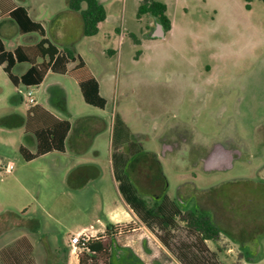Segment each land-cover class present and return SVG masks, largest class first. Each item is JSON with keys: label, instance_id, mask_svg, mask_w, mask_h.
Masks as SVG:
<instances>
[{"label": "rangeland", "instance_id": "obj_1", "mask_svg": "<svg viewBox=\"0 0 264 264\" xmlns=\"http://www.w3.org/2000/svg\"><path fill=\"white\" fill-rule=\"evenodd\" d=\"M141 2L113 0L99 35H81L73 44L96 75L109 80V89L103 83L107 108L76 100L77 83L65 77L62 82L73 86L72 112L57 115L88 137L99 135L101 124L80 117L110 121L119 114L133 140L157 154L169 199L184 206H194L196 196L209 189L247 180L238 188L229 185L228 197L203 195L201 205L233 235L222 232L205 245L221 264H264V2L253 0L247 7L245 0H172L174 31L157 40L147 37L149 16L138 17ZM153 20L152 28L161 24ZM104 47L115 55L102 56ZM0 76V83L8 81L1 69ZM47 83L34 93L36 106L57 100ZM5 88L0 117L18 113L23 119L13 127L0 122V264H109L111 253L115 264H187L186 251L200 243L182 218L171 229L153 222L149 228L126 203L125 217L109 222V213L122 206L109 139L120 134L116 150L128 154L124 133L117 131L115 138V123L95 148L87 146L93 148L85 160L93 177L85 188L73 189L68 178L80 160L62 153L31 162L23 158L22 146L35 151L27 136V91L20 98L11 85ZM79 231L112 250L71 257V240Z\"/></svg>", "mask_w": 264, "mask_h": 264}, {"label": "trees", "instance_id": "obj_2", "mask_svg": "<svg viewBox=\"0 0 264 264\" xmlns=\"http://www.w3.org/2000/svg\"><path fill=\"white\" fill-rule=\"evenodd\" d=\"M247 7L253 0H245ZM264 2V0H259ZM70 8L74 11L81 12L84 21V35L93 37L99 33V24L107 18L106 9L99 0H70ZM85 8L82 9V5ZM150 14L156 17L164 26L166 31L171 29V20L167 15V6L164 3L156 0H142L138 17ZM12 17L19 24L22 33L39 32L45 34L41 24L33 22L28 16L24 8H18L12 13ZM27 21V24L24 21ZM44 40L39 45L34 47H19L15 52H7L2 43H0V64L5 65V71L9 74L12 82L18 86L23 84L27 87L39 86L43 83L47 73L53 69L54 58L58 55V50L52 45L46 46ZM68 62H78L77 65L69 71V76L74 78L82 91L85 102L91 106L105 110L107 100L100 93V85L96 77L92 74L88 65L81 57L73 58L71 53H68ZM43 61L38 63V59ZM48 58V60H46ZM29 62L32 67L21 78L16 77L12 73V68L18 62ZM32 115V117H31ZM95 120L101 124L98 133H102L107 128V121L101 118H87L86 121ZM115 138L117 131H122L126 136L125 142L122 145L128 146V154L119 152L116 148H120L121 135L118 140H113V161L114 174L116 181L119 184V191L124 201L134 210L141 218L143 223L149 228L153 222L159 225L162 229H171L175 225L177 217L186 221L189 231L194 235L199 243L197 246H191L186 251L187 264H221L216 253H210L205 245L206 240L216 241L222 232L229 235L223 227L215 220L213 213L201 205L202 197L206 195H215L217 199L228 197L227 187L234 185L237 188L247 184V180H242L237 183H228L209 189V191L201 194V197L196 196L194 206H184L178 201H171L167 196L168 180L164 173L162 164L156 153L145 151L139 141H135L136 137L129 131L124 120L119 114L115 115ZM72 130V125L68 120H58L50 113L44 111L39 106L33 107L29 112V120L27 132L32 133L37 141V150L32 153L27 147L22 146L20 152L23 158L27 161H33L43 155L52 152H65V142ZM125 153V154H123ZM68 183L72 188H81L74 185L72 176L68 178ZM200 202V203H199ZM227 204V203H226ZM183 210L186 215L183 216ZM250 223H255L252 221ZM112 225L107 227V232H110ZM113 235V234H112ZM161 240H164L162 238ZM114 239H111V245L114 244ZM165 243V242H164ZM90 254L108 253L111 248H108L100 238L92 239L88 245ZM86 253V252H85ZM111 253V252H110ZM113 262L112 253L110 254Z\"/></svg>", "mask_w": 264, "mask_h": 264}, {"label": "crops", "instance_id": "obj_3", "mask_svg": "<svg viewBox=\"0 0 264 264\" xmlns=\"http://www.w3.org/2000/svg\"><path fill=\"white\" fill-rule=\"evenodd\" d=\"M58 1H61V0H0V43L3 44L7 52H15V50L18 49L19 47H34V46L39 45L44 40L47 42L46 46L52 45L58 50V55L54 58V61H53V69H51L47 73L43 83L35 87L34 86L27 87L23 84L16 86L10 79L9 74L6 73L4 69L5 65L0 64V69L7 75V78L9 81L8 82L4 80L3 84L0 83L2 84L0 87V91L4 92L6 89L5 86H7L8 84L9 86L11 85L13 87V92L16 95L20 96L21 98V94L23 90H26L27 93L29 90H34V92L39 91L41 87L45 85L47 81L50 79V82L47 83V86H49L48 89L50 92H56L57 100L54 106L50 105L49 102H48L49 104H47L46 106H41V105H37V106L41 107L42 109H44V111L53 115L58 120L64 121L68 119L60 115H57V113L65 114V113L72 112L70 109L72 93L69 87L72 85L71 84L69 86L65 85L62 82V79H64L65 77H69L70 79H73L77 83V87H78V88H75L72 86L73 87L72 92L74 95L73 97L78 101L79 100L85 101L78 82L74 78L69 76V71H71L77 65L78 62L77 61L68 62L69 61L68 55H67L68 53H71L73 55V58L81 57L84 60V62L90 68L92 74L96 77L100 85V93L104 98H105L104 90L105 88L109 86L110 82L109 80H107V78H104V77H103L104 79H102V77L100 79V77H98L96 73L94 72V70L92 69L91 65L83 57L82 53H80V50L78 49V47L73 45L80 39L81 35H84V21H83L81 12L74 11L73 9L70 8V3H69L70 0H62V4L63 3L64 4L62 5L61 3H59L61 5V8H57ZM99 1L106 9L107 18L104 21L106 22L110 16L108 12V8L106 6L107 5L111 6L113 3V0H99ZM156 1L166 4L167 15L171 20V29L169 31H166V29L164 28L163 38H166L169 34L173 33L174 31L173 20L170 16V12L172 8L171 6H169L172 0H156ZM140 4H138V10H139ZM18 8H24L27 11L28 16L33 22L41 24L44 29L45 34L42 35L39 32L22 33L20 30L19 24L12 17V13ZM84 8H85V5L83 4L82 9ZM146 16H149V19H148L149 23L146 26L147 30H149L147 37L150 40L163 39L161 37L160 38L154 37V34L157 31L158 25L155 23L156 25L154 26V28H152L151 25H152V22H154L153 19H157V18L151 16L150 14H147ZM24 23L27 24V21L25 20ZM102 23L99 24V33L101 30ZM99 33L95 35L94 37H97ZM121 34L123 35V33ZM71 48H74V50L72 51ZM110 48L111 47H104L102 56L107 57L109 54L115 55L116 52ZM94 50L95 49L93 48V51ZM46 60H48V58ZM42 61L43 59L41 58L38 59V63H41ZM105 66H106V63H104L103 65L104 70H105ZM31 67L32 65L29 62H25V61L18 62L12 68V73L16 77L21 78L23 75H25L30 70ZM5 81L7 82V84L5 83ZM103 83L104 85H106L105 88L103 87ZM107 105H108V102H107ZM35 106L30 105L29 110H31ZM88 117H93L94 119L95 118L106 119V118H103L104 116H101V115L82 116L80 117V119L82 118L86 119ZM20 118L23 119V116L18 113H12L10 115H5L3 117H0V122L6 127H13V126L19 125ZM80 119H79V122H80ZM68 121L72 125V130L65 142V147H66L65 152L56 151V152L43 155L39 158H42V157H45L47 155L54 154V153H62L64 155H70L71 157H74L75 159L80 160V164L76 165L73 168V170L70 172V175L72 176L74 185L77 187H81L79 189H83L86 187L87 182L90 180V178L93 177V172H94V168L87 166L86 165L87 162L85 160L86 158H88V156L91 155V153H93V148H95V145L97 144V139L103 133H98L99 135L94 134L93 136L92 134L91 135L88 134V137H87L86 136L87 134L83 135L84 132L82 130L78 131V124L74 125L70 120ZM106 121L108 122H107V128L104 131V133L109 131L112 128V124L114 123L113 119H110L109 121V117H108V120ZM93 123H98V122L93 120ZM20 124H22V121L20 122ZM27 136L29 139L32 138V141L30 140V142H32L33 146H35V151L34 152L31 151V152L35 153L37 150V141L32 133L27 132ZM87 146H92L93 148L90 149V147L87 148ZM108 150L110 152L111 162H112L114 149H113V141L111 138L109 139ZM73 189H77V188H73ZM124 205L126 206V202L122 198V206L117 207L115 210L109 213V218H108L109 222L117 223L118 221L117 218L125 217L126 215L125 213H127V210ZM71 257L73 256L71 255Z\"/></svg>", "mask_w": 264, "mask_h": 264}, {"label": "built area", "instance_id": "obj_4", "mask_svg": "<svg viewBox=\"0 0 264 264\" xmlns=\"http://www.w3.org/2000/svg\"><path fill=\"white\" fill-rule=\"evenodd\" d=\"M34 90H29L28 95V102L30 105H34L36 103L35 96H34ZM13 169V166H8L7 170L11 171ZM93 236L91 234H88L87 232H80L73 236L71 240V255L75 256L78 260L80 255L84 252L88 253V245L92 241Z\"/></svg>", "mask_w": 264, "mask_h": 264}, {"label": "water", "instance_id": "obj_5", "mask_svg": "<svg viewBox=\"0 0 264 264\" xmlns=\"http://www.w3.org/2000/svg\"><path fill=\"white\" fill-rule=\"evenodd\" d=\"M154 37L155 38H163L164 37V26L159 24L158 27H157V31L156 33L154 34ZM216 163V162H215ZM216 165V164H215Z\"/></svg>", "mask_w": 264, "mask_h": 264}, {"label": "flooded vegetation", "instance_id": "obj_6", "mask_svg": "<svg viewBox=\"0 0 264 264\" xmlns=\"http://www.w3.org/2000/svg\"><path fill=\"white\" fill-rule=\"evenodd\" d=\"M262 176H263V175H262ZM261 180H263V181H264V179H261ZM257 183H259V180H258V182H257ZM259 184H260V183H259ZM207 241H210V240H206V242H207ZM243 249H244L245 251H247V250H248V252L252 251V250H251V248H250V247H248L247 245H244V246H243ZM246 253H247V252H246ZM127 257H129V254L124 256V260H126V258H127ZM132 260H133V259H132Z\"/></svg>", "mask_w": 264, "mask_h": 264}]
</instances>
